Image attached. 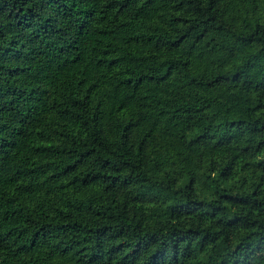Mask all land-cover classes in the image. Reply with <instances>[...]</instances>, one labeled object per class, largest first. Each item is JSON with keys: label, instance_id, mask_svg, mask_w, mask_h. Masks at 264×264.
Wrapping results in <instances>:
<instances>
[{"label": "trees", "instance_id": "trees-1", "mask_svg": "<svg viewBox=\"0 0 264 264\" xmlns=\"http://www.w3.org/2000/svg\"><path fill=\"white\" fill-rule=\"evenodd\" d=\"M0 264H264V0H0Z\"/></svg>", "mask_w": 264, "mask_h": 264}]
</instances>
